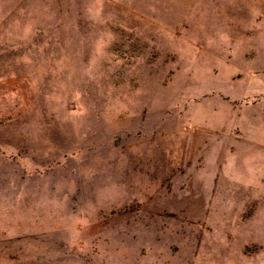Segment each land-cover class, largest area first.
<instances>
[{"label":"rangeland","instance_id":"374dc122","mask_svg":"<svg viewBox=\"0 0 264 264\" xmlns=\"http://www.w3.org/2000/svg\"><path fill=\"white\" fill-rule=\"evenodd\" d=\"M0 264H264V0H0Z\"/></svg>","mask_w":264,"mask_h":264}]
</instances>
